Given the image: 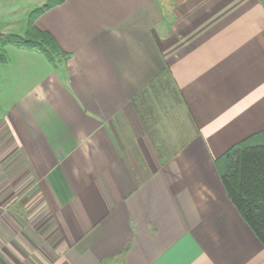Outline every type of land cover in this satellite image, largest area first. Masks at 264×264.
I'll return each instance as SVG.
<instances>
[{"label":"crops","instance_id":"1","mask_svg":"<svg viewBox=\"0 0 264 264\" xmlns=\"http://www.w3.org/2000/svg\"><path fill=\"white\" fill-rule=\"evenodd\" d=\"M33 24L67 57L4 49L0 264H264L215 163L264 133V0H64Z\"/></svg>","mask_w":264,"mask_h":264},{"label":"trees","instance_id":"2","mask_svg":"<svg viewBox=\"0 0 264 264\" xmlns=\"http://www.w3.org/2000/svg\"><path fill=\"white\" fill-rule=\"evenodd\" d=\"M63 1L46 0L43 6L31 11L23 37L0 35V63L7 61L4 49L8 45L38 51L52 65L60 58L66 59L53 37L33 24L44 11ZM215 163L229 200L264 246V133L237 143Z\"/></svg>","mask_w":264,"mask_h":264},{"label":"rangeland","instance_id":"3","mask_svg":"<svg viewBox=\"0 0 264 264\" xmlns=\"http://www.w3.org/2000/svg\"><path fill=\"white\" fill-rule=\"evenodd\" d=\"M45 2L46 0H0V30L23 37L28 29L29 13ZM9 99L8 91L0 88V100L4 102L1 103V108L7 106Z\"/></svg>","mask_w":264,"mask_h":264}]
</instances>
